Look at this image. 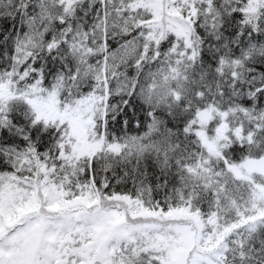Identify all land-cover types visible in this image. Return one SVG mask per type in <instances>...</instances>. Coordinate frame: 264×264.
I'll use <instances>...</instances> for the list:
<instances>
[{"label": "snow or ice", "instance_id": "1", "mask_svg": "<svg viewBox=\"0 0 264 264\" xmlns=\"http://www.w3.org/2000/svg\"><path fill=\"white\" fill-rule=\"evenodd\" d=\"M0 264H264V0H0Z\"/></svg>", "mask_w": 264, "mask_h": 264}]
</instances>
